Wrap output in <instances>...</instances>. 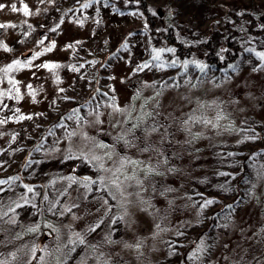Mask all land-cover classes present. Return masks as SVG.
<instances>
[{
	"label": "rangeland",
	"instance_id": "obj_1",
	"mask_svg": "<svg viewBox=\"0 0 264 264\" xmlns=\"http://www.w3.org/2000/svg\"><path fill=\"white\" fill-rule=\"evenodd\" d=\"M167 1L150 0L153 6ZM176 1L175 17L209 31L216 53L228 38L239 46L233 66L217 70L194 59L178 62L174 49L163 44L154 50L138 30L145 25L136 15L108 0H0V230L16 231L42 218L50 221L45 229L50 234H44L41 245L59 243L63 264H183L189 253L187 239L194 233L201 234L206 250L198 262L191 252L186 264H264L261 245L254 247L251 260L242 257L258 225L264 224L259 206L264 199V21L255 25L259 33L226 30L216 22L219 9L211 6L213 0ZM255 2L264 6V0ZM225 3L236 6V0ZM116 45L115 53L106 55ZM43 54L49 58L39 61ZM95 56L105 58L99 67ZM96 70L101 93L73 108L75 102L86 100ZM141 76L155 82L163 107H170L173 116L198 102L216 111L220 121L230 114L237 127L224 136L222 152L208 165L215 174L199 182L200 194L209 202L187 229L179 225L187 216L173 218L171 229H159L141 205L140 192L123 182L133 168L125 163L122 149L111 144L108 134L105 142L100 140L113 102L115 112L125 108L130 85ZM17 79L24 81L23 90ZM182 89L189 90L187 97L180 94ZM128 153L146 162L144 152ZM243 170L247 179L232 177ZM82 175L92 179L82 184ZM239 180L240 199L233 183ZM216 198L224 206L217 207L220 200H211ZM218 210L221 214L215 219ZM109 239L115 242L112 261L98 254L91 262L82 261L86 242H94L97 251H108ZM5 243L2 258L12 245Z\"/></svg>",
	"mask_w": 264,
	"mask_h": 264
},
{
	"label": "trees",
	"instance_id": "obj_2",
	"mask_svg": "<svg viewBox=\"0 0 264 264\" xmlns=\"http://www.w3.org/2000/svg\"><path fill=\"white\" fill-rule=\"evenodd\" d=\"M108 2L125 12L135 14L137 20L145 25L143 29L138 30H142L153 49L158 50L160 44L172 47L176 58L179 59L178 62L194 59L198 60L203 66L214 65L217 70H224L233 66L239 59V46L234 44L233 40H229L230 38L226 39V47L224 49L220 48V50L217 49L220 53H216L213 43L208 39L211 35L209 31L204 32L200 28L189 27L188 24H184L177 19L175 17L176 0H168L167 3L157 6H153L150 0H108ZM225 2L227 0H213L211 3V6L219 9L216 14L218 16L216 22L224 24L226 30L232 27L235 32H244L245 30H253L255 33L260 32L256 30L255 25L258 24V21H264V6L257 4L255 0H251L250 3L236 0V6L229 8ZM232 33L234 32H231L230 35ZM117 46L109 50L106 55L109 56L115 53ZM229 46H232L235 50H228ZM48 56V54H43L39 57V61H44L49 58ZM15 57L18 58L17 54ZM95 58L99 63L98 67L105 60L104 57L95 56ZM59 69L54 70L59 72ZM99 73V70L94 72L92 77L93 87L86 100L75 102L73 108H81L101 93ZM17 87L23 90L25 88L24 81L20 82L19 79ZM130 91V102L123 108L124 110L115 112L118 108L114 110L116 102H113V108L106 113L109 120L108 126L105 128V134L101 133L100 140L105 142L104 140L108 134L111 144L122 149L120 153L125 154V160L127 161L125 163L133 168L123 182L129 186L131 184L130 189L134 187L132 191L138 190L140 192L138 193L142 197L141 205L145 210L150 211L157 220L159 229L163 230L168 226H170V229L174 227L173 218H176V216H187L183 219L184 222H179L180 226L187 229L190 221H193L190 219H199L203 204L209 202L204 193L200 194L202 191L199 182L205 176H211L217 171L214 168L210 169L208 165H212L213 160L215 162L217 155L222 152L221 147L225 143L223 142L225 141L224 136L234 132L237 128L232 119L233 116L230 117V114H227L229 115L228 118L225 115L223 120L220 121L216 111L213 109L209 111L208 108L204 107L205 105H200L198 102H195L194 107H189L182 115L173 116L170 107H163V97L156 90L155 82L145 76H141L134 81L130 85ZM188 93L189 90L187 89L180 90V94L185 97L188 96ZM207 100L206 102H210L211 105L212 101ZM115 113H119V115L116 117V115L114 116ZM114 118H118L119 122H114ZM226 118L228 120H225ZM183 135H185V138L175 140L176 137ZM108 146L107 143L105 147L108 149ZM132 149L144 152L146 162L142 161L143 157H137L138 160H133L130 153H128ZM248 159L246 157L243 165L247 163ZM216 168L219 169V167ZM242 175H246V178H244L247 179V173L244 170L243 173H233L232 177L236 178ZM79 178V182L82 184L92 179H84L82 176ZM233 183L239 187L238 199H240L243 192L242 189L240 190L243 180ZM197 197L199 201L196 199ZM123 199L124 196H121L119 203H122ZM211 200H220L216 205L217 207L225 204L220 198ZM259 203L260 210L263 212L264 199H261ZM145 204H149L150 210ZM220 212V210L214 212L213 217L215 219L219 218ZM50 223V221L42 218L37 223L22 226L16 231H6L4 233L3 230H0V251L3 245L6 244L5 240L12 242L10 250L5 251L4 258L0 254V264H63L64 254L62 251L59 252L62 249L59 243L58 245L57 243L41 245L42 237L46 233L45 229ZM201 237V234L194 233L187 239V242H190L187 244L189 246L186 251L189 252L187 255L192 252L195 262L201 259L206 250V246L203 247ZM168 242L171 243L170 238ZM251 242L250 249L242 255L244 260H251L249 257L254 255V247L264 246V224L258 225ZM94 245V242H86L85 251L81 255L82 261L91 262L97 254L100 259L112 261L111 251L115 246V242L110 239L106 240L107 246L105 248L108 251H103L104 248H102V251L101 249L97 251ZM140 251L143 252V249L140 248ZM187 255H184L183 264L188 261ZM164 262L168 264V261ZM143 263L149 264L148 262ZM97 264H103V261ZM104 264L110 263L104 262Z\"/></svg>",
	"mask_w": 264,
	"mask_h": 264
},
{
	"label": "snow or ice",
	"instance_id": "obj_3",
	"mask_svg": "<svg viewBox=\"0 0 264 264\" xmlns=\"http://www.w3.org/2000/svg\"><path fill=\"white\" fill-rule=\"evenodd\" d=\"M0 7H2V5H0ZM13 10H15V6H13ZM25 11L27 12V9H25ZM44 67L53 68V67H56V65H44ZM133 163H135V162H133Z\"/></svg>",
	"mask_w": 264,
	"mask_h": 264
},
{
	"label": "water",
	"instance_id": "obj_4",
	"mask_svg": "<svg viewBox=\"0 0 264 264\" xmlns=\"http://www.w3.org/2000/svg\"><path fill=\"white\" fill-rule=\"evenodd\" d=\"M82 178H84V179H91V177L88 176V175H82ZM46 233L50 234L48 230L46 231Z\"/></svg>",
	"mask_w": 264,
	"mask_h": 264
}]
</instances>
